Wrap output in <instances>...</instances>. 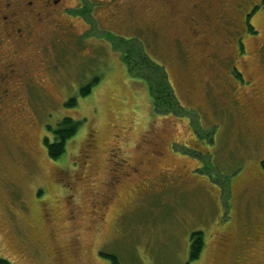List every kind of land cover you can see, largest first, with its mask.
I'll list each match as a JSON object with an SVG mask.
<instances>
[{
    "label": "rangeland",
    "instance_id": "rangeland-1",
    "mask_svg": "<svg viewBox=\"0 0 264 264\" xmlns=\"http://www.w3.org/2000/svg\"><path fill=\"white\" fill-rule=\"evenodd\" d=\"M191 1L61 0L63 19L39 26L41 39L22 53L26 83L42 86L26 84L0 106L1 258L264 264V0L218 1L223 27L198 14L194 41L204 52L186 59ZM142 46L178 101L162 113ZM64 116L80 123L51 159L43 138ZM193 231L204 245L188 261Z\"/></svg>",
    "mask_w": 264,
    "mask_h": 264
},
{
    "label": "flooded vegetation",
    "instance_id": "flooded-vegetation-1",
    "mask_svg": "<svg viewBox=\"0 0 264 264\" xmlns=\"http://www.w3.org/2000/svg\"><path fill=\"white\" fill-rule=\"evenodd\" d=\"M218 1L221 0H194L190 2L195 16L191 13L185 15L188 19L187 22L190 23L186 32H189L191 36L184 39L190 45V50L183 49L184 58L193 56L196 53L195 48L204 52L203 47L194 41L199 39L197 36L199 30L195 26L198 25V14L206 21L212 14L222 27L226 24L225 13L218 7ZM208 9L210 10L207 11ZM66 11H68V7L61 4V0H2L0 2V106L3 108L9 106H4L5 102L16 99L17 90L23 86L26 87V84L28 87L42 86L39 82L26 83L25 77H28L29 71L25 68L27 64L22 49L35 48L36 45L32 44L41 39L38 32L39 28L62 18L66 15ZM218 32L219 30L216 29L214 34L217 36ZM181 45L183 46V44ZM3 46H7L4 52L1 50ZM36 52L37 50H35ZM214 53L215 50L213 49L205 52L206 60L211 61L206 65L207 67H214L216 56ZM36 55L38 57V54ZM40 61V58H37L38 67L43 66V62ZM203 68L204 65L201 63L196 69L202 70ZM121 168L120 166L118 169Z\"/></svg>",
    "mask_w": 264,
    "mask_h": 264
},
{
    "label": "trees",
    "instance_id": "trees-1",
    "mask_svg": "<svg viewBox=\"0 0 264 264\" xmlns=\"http://www.w3.org/2000/svg\"><path fill=\"white\" fill-rule=\"evenodd\" d=\"M249 24V29H250ZM122 49V48H120ZM130 50L129 48H126ZM127 50V51H128ZM141 50V51H140ZM139 54H137V57L140 56L142 58V64L144 67L147 68V70L151 69L148 75V79L146 78V84H148V90L150 99L154 108V111L157 113H162L164 110L168 109L170 105L174 102H178L175 94L173 93L172 86L168 80L166 71L159 65L153 63L149 57L146 55L143 46L140 48ZM123 54V61L125 63V66L128 70V73L132 77L138 78L139 74L132 73V67L131 63L128 61V53L122 49ZM146 62H149V65H145ZM143 69V66L140 67ZM153 73L155 76L158 77V80L151 74ZM236 74V73H235ZM144 75V74H143ZM152 78L155 79V83L152 81ZM150 80V81H148ZM97 81V80H95ZM94 81V82H95ZM148 81V82H147ZM154 83L155 85H153ZM91 84L86 85L85 87H82L80 89V94L82 96L86 95L90 91ZM76 103L75 98H70L66 104L68 106H72ZM164 109V110H163ZM169 113L164 112V114ZM177 115V114H176ZM79 121L74 120L73 118L69 116H64L55 127L47 126L49 130L52 132V139H49L48 137H44V144L46 146L47 154L51 159H57L61 155L64 154L66 151V145L69 138H71L77 131L79 126ZM204 240H203V233L201 231H193L190 233L189 236V251H188V261L196 260L203 248ZM103 256L110 260L111 264H121L117 257L113 254L103 253ZM0 264H11L7 259L0 257Z\"/></svg>",
    "mask_w": 264,
    "mask_h": 264
}]
</instances>
